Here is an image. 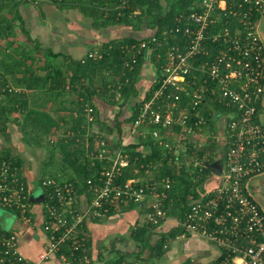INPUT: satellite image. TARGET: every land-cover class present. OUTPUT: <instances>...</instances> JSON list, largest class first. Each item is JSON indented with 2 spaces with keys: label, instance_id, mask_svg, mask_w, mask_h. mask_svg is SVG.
<instances>
[{
  "label": "built area",
  "instance_id": "built-area-1",
  "mask_svg": "<svg viewBox=\"0 0 264 264\" xmlns=\"http://www.w3.org/2000/svg\"><path fill=\"white\" fill-rule=\"evenodd\" d=\"M126 3L121 0L119 7ZM263 11L264 0H193L160 37L152 28L146 37L123 45L124 66L132 69L142 55L155 87L149 97H138L137 113L122 126L119 144L115 131L106 134L90 128L84 135V154L90 167L97 168L95 173L82 183L67 177L41 179L39 188L46 199L38 223L29 211L32 204L21 170L13 160H0V206L11 211L14 220L11 227L0 226V264H42L51 256L62 264H91L87 223L119 214L130 202L142 208L141 224L157 226L174 220L182 230L179 236L197 235L215 245L218 256L203 264H264V210L248 189V181L264 173V126L256 119L264 92V45L256 25ZM156 44L162 47V53L156 54L162 58L158 73L148 63ZM101 55L95 46L84 56ZM114 100H119L116 91ZM83 112L87 123L94 124L87 101ZM209 120L216 127L205 134ZM145 137L160 148V158L140 166L144 174L156 177L121 180L129 161L125 147ZM210 143L212 149L194 155L196 148ZM188 156L197 176L203 162L216 159L221 161L222 174L210 172L216 184L191 197L178 220L163 206L174 181L164 170L190 166ZM36 232L42 234L43 248L31 258L22 244Z\"/></svg>",
  "mask_w": 264,
  "mask_h": 264
},
{
  "label": "trees",
  "instance_id": "trees-1",
  "mask_svg": "<svg viewBox=\"0 0 264 264\" xmlns=\"http://www.w3.org/2000/svg\"><path fill=\"white\" fill-rule=\"evenodd\" d=\"M192 1L127 0L126 6L119 7L121 0H50L57 6L70 5L78 7L85 16L92 20L91 25L93 28L104 30L109 26L118 25L121 28L129 29L127 31L130 32L141 29L148 32L150 29L155 28L158 37H160L163 29L170 28L173 25V17L188 9ZM42 2L48 1L41 0L35 5H40ZM23 3L30 2L27 0H0V69L3 70L0 74V129H5L6 124L10 121L16 122L20 126L23 141L29 146H40L51 131L55 133L60 131L54 144L50 145L51 152L60 154V170L64 172L65 177L69 179L76 178L79 181L81 180L82 183L86 177L91 176L97 170L96 167H90L84 154V135L87 132L90 133L91 123H87L83 112V102H89L92 107L94 123H96L98 130L106 134H112L115 131L116 142L119 144L123 132L122 126L134 119L137 113L138 97L140 95L144 98L149 97L155 87L150 79L143 84L142 90L139 86L140 75L144 74L146 69L150 70L143 66L144 58L142 55L138 56L132 69L123 64L122 46L133 43L137 41L136 39L146 37V35L136 37L132 33L107 39L93 46L99 47L102 51L100 58L92 59L84 56L83 61H81V58L73 59L54 53L48 48L41 51L39 42H34L33 46L27 49L25 48L27 44L15 45L13 40L14 30L18 29L27 43L33 42L18 11L19 5ZM135 10H137L136 13ZM254 15L257 18L259 14L254 13ZM155 47L156 49L148 55V63L153 64L158 73L162 58L156 57V54L162 53V47L160 44H156ZM38 54H41V57H37ZM16 56H18L17 66L22 67V74L20 78L18 77L17 83L23 89L19 91L7 85L11 73L8 67L16 63ZM43 58H45V63L34 67V64H37ZM57 58H61L62 61H58ZM24 90L34 91L35 95H44V97L50 96L49 93L53 92L56 95L58 94L57 96H61L66 92L70 96L66 100V105L62 106V109L66 110V114L55 120L40 106H27V93ZM115 91L119 93L118 101L114 100ZM95 98L105 103L103 109L106 111V116L101 117ZM126 109L129 111L127 115L124 114ZM220 110L227 112L228 108H219ZM15 113H18L19 116H14ZM120 116L123 117V120H119ZM67 132L72 133V136ZM88 139L91 140V136ZM139 140V142H131L125 147L129 154V161L123 170L121 180L138 178L145 170L140 166L141 164H146L149 161L157 162L160 158L161 150L152 143V140L147 137ZM143 141L151 145V149L147 154H142L138 149ZM213 144L210 143L207 147L196 148L194 155L200 157L206 149H212ZM188 158L189 164H191V156H188ZM3 159L13 160L21 170L22 160L20 158L11 157L9 153L2 154L0 152V160ZM136 168L138 172H134ZM195 171L196 168L192 164L188 167L181 164V166L176 167L175 172L168 167L164 170L165 174L168 173L174 181L168 198L163 201V206L168 215L178 220L183 219L191 197L197 198L204 191V188L208 189L206 186L212 176L210 171L203 167L201 172L203 178L193 182L192 175L195 174ZM54 176L58 178L56 174ZM42 178L44 177L39 178L38 186ZM22 179L25 184V192L30 196L32 188L24 176H22ZM31 204V206L35 205L33 202ZM134 205L135 203L130 202L124 208ZM3 210L5 209L3 208ZM29 211L31 212V209ZM159 227L160 225L149 226L147 223L135 226L132 230V237L137 241L141 250L149 244L148 230L156 232L155 230ZM171 228L174 230L161 234L154 242L155 253L150 255V260L153 259L152 257L160 259L167 249V246L164 247V245H167L168 239H173L175 235L182 231L176 224ZM119 260L121 258H118L112 264H120Z\"/></svg>",
  "mask_w": 264,
  "mask_h": 264
},
{
  "label": "crops",
  "instance_id": "crops-1",
  "mask_svg": "<svg viewBox=\"0 0 264 264\" xmlns=\"http://www.w3.org/2000/svg\"><path fill=\"white\" fill-rule=\"evenodd\" d=\"M34 5L33 3H23L20 4L18 8L24 26L33 42L27 43L25 37H23V34L18 29L15 31V36L13 37L15 45H23V43H26L27 45L25 48L27 49H30L34 42H39L41 51H44V48H48L54 53H59L73 59H79L94 45L100 44L112 37L124 36L132 33L136 37H141L148 34L144 29L130 32L127 31L129 29L121 28L118 25L109 26L104 30L93 28L91 25L92 20L85 16L83 12L75 6H57L49 2H42L40 5ZM256 25L264 45V11L259 15ZM10 39L12 38L10 37ZM37 57H41V54H38ZM57 60L62 61L61 58H57ZM15 62V64H9L8 70H11V73L9 74L7 85L19 91L23 89V87L17 83L18 77L20 78L22 74V71L19 70V68L22 69V67L17 66L18 56H16ZM44 63L45 58L38 61L37 64H34V67ZM2 72L3 70L0 69V74H2ZM149 79L150 70L146 69L138 82L141 90L143 84L148 82ZM24 92L27 93V106H40L55 120L66 114V110L62 109V106L66 105V100L70 98L66 92L61 96H57L58 94L56 95V93L53 92L49 93L50 96L44 97V95H41L37 96L36 99L30 97V94L32 97H35L34 91L24 90ZM95 101L98 103L97 106L99 107L101 117L106 116V111L103 109L105 103L102 102V100L100 102L97 98H95ZM16 115L19 116L18 113L14 114V116ZM256 119L264 126V92L258 103ZM90 128L95 129L98 127L96 123H94L90 125ZM58 135L59 133L51 131L46 136L47 141L44 140L45 144L50 147L51 144L48 142L49 138L51 142V138L56 139ZM139 141L140 140H138V142ZM138 149L142 154H147L151 149V145L143 141ZM0 152L2 154L9 153L11 157H18L22 160L21 172L32 188L30 195L33 194L35 189V181H39L44 163L46 162L48 166L53 162L46 157V161H44V156L41 157L34 146L25 144L20 126L14 121L8 122L5 129H0ZM46 177L49 176H45V178ZM56 177L59 176L56 175ZM153 177H156L155 173H142L138 176V179L143 181ZM214 184H216V180L211 176L206 187L211 188ZM248 189L253 198L264 210V173L252 177L248 181ZM2 211L0 215V226L11 227L14 225L11 213L3 209ZM31 213L34 223H38L43 214L41 204L35 203L34 206H31ZM142 213V208L138 205H134L124 208L119 214H114L108 219L88 222L87 228L89 232L91 263L112 264L118 260V258H121V260H119L120 264H203L213 261L218 256V248L202 237L197 235L181 237L177 234L173 239H168L167 249L160 259L152 257L153 259L150 260V255L155 253L154 242L161 234H166L174 230L171 226L175 224V221H165L160 225V229L158 228L155 230L156 232L148 230V238L150 239L149 244L146 248L141 250L137 241L132 237V230L136 225L141 224ZM9 222H11L10 225L7 224ZM41 238L42 234L36 232L28 238V242H23L22 250L24 254L28 257L35 258L36 254L43 248ZM42 264L62 263L57 257H50Z\"/></svg>",
  "mask_w": 264,
  "mask_h": 264
},
{
  "label": "rangeland",
  "instance_id": "rangeland-1",
  "mask_svg": "<svg viewBox=\"0 0 264 264\" xmlns=\"http://www.w3.org/2000/svg\"><path fill=\"white\" fill-rule=\"evenodd\" d=\"M162 2H163V0H162ZM50 3L56 5L55 3H52V2H50ZM16 30H14V33H15ZM14 44H15V42H14ZM23 44H26V43H23ZM19 70H21V69L19 68ZM37 96L38 95H35V97H32V95L30 94V97L33 98V99H35ZM215 127H216V122L214 120H209L207 122L206 126L204 127L205 128L204 129L205 134L212 133ZM58 133H60V131ZM44 140H46V139H44ZM51 140H54L55 141L56 139L55 138H51ZM54 141L53 142H50V138H49V141L48 142H49V144L53 145L54 144ZM84 143H85V139H84ZM33 146L37 150V153L40 154L41 157L44 156L43 157L44 158V161H46L45 157L47 159H51L53 161L52 164L51 165H48V166L46 165V163H44V167L42 168V173L40 174V177H42V176L43 177H45V176L55 177L54 175L56 174V175L59 176V178H65L64 172H62V170H60V165H59V163L61 161L60 154L57 153V152H55V153L51 152V147H48L45 144V142L42 143L40 146L39 145H37V146L33 145ZM192 178L194 180L198 181L199 179H202L203 177H202V175H200V177H199L196 174H193ZM39 192H40V189L38 188V182L35 181V189L33 191V195H38ZM2 212L3 211L0 208V215L2 214ZM7 224L10 225L11 222H9Z\"/></svg>",
  "mask_w": 264,
  "mask_h": 264
},
{
  "label": "water",
  "instance_id": "water-1",
  "mask_svg": "<svg viewBox=\"0 0 264 264\" xmlns=\"http://www.w3.org/2000/svg\"><path fill=\"white\" fill-rule=\"evenodd\" d=\"M203 165L214 175L222 174V164L219 159L213 160L211 162H203ZM46 199L44 192H39L38 195H30L29 201L33 203H41Z\"/></svg>",
  "mask_w": 264,
  "mask_h": 264
},
{
  "label": "bare ground",
  "instance_id": "bare-ground-1",
  "mask_svg": "<svg viewBox=\"0 0 264 264\" xmlns=\"http://www.w3.org/2000/svg\"><path fill=\"white\" fill-rule=\"evenodd\" d=\"M84 1V0H83Z\"/></svg>",
  "mask_w": 264,
  "mask_h": 264
}]
</instances>
